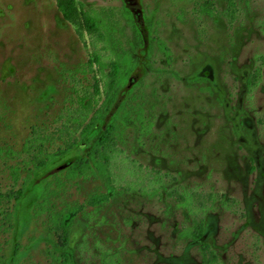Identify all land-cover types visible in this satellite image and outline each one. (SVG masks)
Returning <instances> with one entry per match:
<instances>
[{"label":"rangeland","instance_id":"1","mask_svg":"<svg viewBox=\"0 0 264 264\" xmlns=\"http://www.w3.org/2000/svg\"><path fill=\"white\" fill-rule=\"evenodd\" d=\"M141 2L139 17L122 0H76L105 19L102 38L67 21L58 0H0V192L21 188L27 173L14 186L10 168L31 169L41 146H81L65 163L91 150L82 131L101 111L97 129L119 127L111 187L98 174L54 200L84 208L72 228L74 264H104L103 255L118 264H264V0ZM96 56L103 74L90 65ZM85 95L95 106L82 116ZM96 194L101 202L88 205ZM36 199L31 186L12 227L0 216L9 264H51L61 232L49 231L48 215L32 217ZM201 226L200 240L183 237Z\"/></svg>","mask_w":264,"mask_h":264},{"label":"trees","instance_id":"2","mask_svg":"<svg viewBox=\"0 0 264 264\" xmlns=\"http://www.w3.org/2000/svg\"><path fill=\"white\" fill-rule=\"evenodd\" d=\"M59 7L63 11L65 19L76 26L82 25L89 33L98 34L104 38L107 30L105 19L101 17L99 13L94 11L79 10L76 5V0H58ZM104 28V29H103ZM108 34V33H107ZM110 40L109 36L106 39ZM113 47H116L114 43ZM159 49L166 57L170 56L165 46L160 44ZM122 56L116 55V60L112 62V71L109 74L110 84L106 91V98L112 100V93L117 85L122 72L121 64ZM91 66L98 65L100 73L103 74L104 63L99 56L95 57ZM97 90V94H99ZM81 106V115H86L95 106V102L90 96L85 95L79 98ZM100 112L98 111L92 118L90 124L82 131V135L85 138L86 143L92 145L91 150L84 153L76 160H71L65 163L62 161L70 150H81L82 147L76 148V143L72 142L67 144V148L64 150H58L57 152H43L42 146L38 148V154L35 156L34 162H32V168L29 169L26 164L25 167L10 168V173L14 182V186L18 185L20 175L23 171L27 173L25 180L22 183L20 189L11 191L8 194L0 192V216L5 225L12 227L15 221V207L20 204L24 199L25 194L29 187L34 188V194L37 195L33 210L31 212L32 217L35 220H39L48 215L49 221L47 228L49 231H53L55 234L58 231L61 232L53 250L48 251L47 256L51 264H74V257L70 250L72 228L76 222V219L81 214L84 216V208L79 205H65L58 208L54 203L55 198H59L60 194L73 185H76L79 180H86L90 177H97L100 174L107 180V187L110 186L111 178L109 174L110 154L112 152V146L116 144V137L118 135V125L116 123L110 124L106 129L100 131L97 129L99 122ZM139 121H142L141 114H138ZM96 131H100L99 139L94 141ZM58 164V168L54 170L47 179H43L40 183H35L34 178L49 166ZM104 197L103 194H96L91 196L88 205H94L100 203ZM14 201V202H13ZM14 203L12 208H8L6 205ZM203 227L198 229L188 230L183 233V237H187L192 241L200 240L203 237ZM18 248H14V260L18 255ZM102 261L104 264H118L119 261L113 259L111 255H103ZM117 259V258H116ZM0 264H9V260L0 258Z\"/></svg>","mask_w":264,"mask_h":264},{"label":"flooded vegetation","instance_id":"3","mask_svg":"<svg viewBox=\"0 0 264 264\" xmlns=\"http://www.w3.org/2000/svg\"><path fill=\"white\" fill-rule=\"evenodd\" d=\"M122 2H123V4H124V6H125V8L126 9H128L131 13H133L134 15H137V16H143V12H144V10H143V6H142V2H141V0H122ZM141 29V28H140ZM144 33V32H146V31H141V30H139V33ZM143 41H144V39H143ZM160 44H162V45H164L165 46V48H166V50H168V52L171 54V51H170V49L166 46V44L163 42V41H159L158 42V48H159V46H160ZM160 50V49H159ZM164 54V53H163ZM165 56V55H164ZM166 57V56H165ZM166 58H170V56L169 57H166ZM134 81H135V79L134 78H132L131 79V82H130V85H132L133 83H134ZM142 122V121H141ZM143 123V122H142ZM141 123V124H142Z\"/></svg>","mask_w":264,"mask_h":264}]
</instances>
